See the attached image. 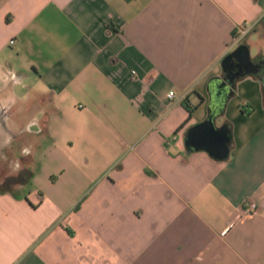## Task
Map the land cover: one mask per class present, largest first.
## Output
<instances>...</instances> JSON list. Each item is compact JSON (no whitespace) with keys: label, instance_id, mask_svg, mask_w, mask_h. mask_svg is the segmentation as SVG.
I'll list each match as a JSON object with an SVG mask.
<instances>
[{"label":"crops","instance_id":"crops-1","mask_svg":"<svg viewBox=\"0 0 264 264\" xmlns=\"http://www.w3.org/2000/svg\"><path fill=\"white\" fill-rule=\"evenodd\" d=\"M241 44L264 63V0H0V183L32 173L0 264H264L262 68L215 120L228 158L185 146Z\"/></svg>","mask_w":264,"mask_h":264},{"label":"water","instance_id":"water-1","mask_svg":"<svg viewBox=\"0 0 264 264\" xmlns=\"http://www.w3.org/2000/svg\"><path fill=\"white\" fill-rule=\"evenodd\" d=\"M236 63L242 75H256L261 70V64H255L245 44L239 45L221 62L223 72L231 63ZM234 78L222 79L214 77L208 84L210 97V112L206 120L191 128L185 138V146L189 152H205L216 161H224L229 156L231 136L225 126L216 127L215 120L223 111L227 100L233 95Z\"/></svg>","mask_w":264,"mask_h":264},{"label":"trees","instance_id":"trees-1","mask_svg":"<svg viewBox=\"0 0 264 264\" xmlns=\"http://www.w3.org/2000/svg\"><path fill=\"white\" fill-rule=\"evenodd\" d=\"M261 67H262V71L260 74H263L264 73V70H263V60H261ZM244 77V76H243ZM241 77H238L235 79L234 81V85H235V82L240 79ZM233 89H234V86H233ZM182 105L184 106V108L186 109V111L188 112V114L190 115L191 112H192V108L189 106L188 104V100L187 99H184L182 101ZM228 128V127H227ZM32 177V173L30 171H23V172H20L18 175H16L15 177H12V178H7L5 179L4 181H2V183H0V193L3 194V193H11L13 196H14V193H13V190L9 189L10 187V184H13V183H28L30 181ZM36 206H33V208H35Z\"/></svg>","mask_w":264,"mask_h":264},{"label":"built area","instance_id":"built-area-1","mask_svg":"<svg viewBox=\"0 0 264 264\" xmlns=\"http://www.w3.org/2000/svg\"><path fill=\"white\" fill-rule=\"evenodd\" d=\"M256 23H245L243 25H241L238 29V35L235 37V42L236 43H241L242 40L254 29ZM168 98H173L174 93L173 92H169L168 93ZM257 210V206L250 202V201H245L243 203V208H242V212L244 215H251L254 212H256Z\"/></svg>","mask_w":264,"mask_h":264},{"label":"flooded vegetation","instance_id":"flooded-vegetation-1","mask_svg":"<svg viewBox=\"0 0 264 264\" xmlns=\"http://www.w3.org/2000/svg\"><path fill=\"white\" fill-rule=\"evenodd\" d=\"M241 75H242V73H241L240 69L238 68L237 64L233 62L230 64V67L226 68L225 72H222L220 77L222 79L233 77L235 80L236 78H238Z\"/></svg>","mask_w":264,"mask_h":264},{"label":"rangeland","instance_id":"rangeland-1","mask_svg":"<svg viewBox=\"0 0 264 264\" xmlns=\"http://www.w3.org/2000/svg\"><path fill=\"white\" fill-rule=\"evenodd\" d=\"M1 130L2 129L0 128V135L2 136L3 133L1 132ZM1 140H3V139H1ZM1 164H4V162L3 161L0 162V179H2L7 174H11V172L13 170V169H11V166H8V163H5V165H3V166Z\"/></svg>","mask_w":264,"mask_h":264},{"label":"clouds","instance_id":"clouds-1","mask_svg":"<svg viewBox=\"0 0 264 264\" xmlns=\"http://www.w3.org/2000/svg\"><path fill=\"white\" fill-rule=\"evenodd\" d=\"M25 154H27V150H25Z\"/></svg>","mask_w":264,"mask_h":264}]
</instances>
